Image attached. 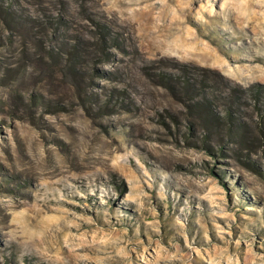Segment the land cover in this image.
<instances>
[{
  "label": "rangeland",
  "instance_id": "1",
  "mask_svg": "<svg viewBox=\"0 0 264 264\" xmlns=\"http://www.w3.org/2000/svg\"><path fill=\"white\" fill-rule=\"evenodd\" d=\"M0 264H264V0H0Z\"/></svg>",
  "mask_w": 264,
  "mask_h": 264
},
{
  "label": "trees",
  "instance_id": "2",
  "mask_svg": "<svg viewBox=\"0 0 264 264\" xmlns=\"http://www.w3.org/2000/svg\"><path fill=\"white\" fill-rule=\"evenodd\" d=\"M102 42L103 43H105V38H104V36H102ZM77 47H78V44H75V45H73V49L75 50V51H77ZM73 69H74V67H72ZM206 107V108H205ZM204 107V111H205V113H208L209 112V114H211L212 116H213V114L212 113H210V111H208L207 110V106H205ZM207 111V112H206ZM215 116V117H214ZM214 116L212 117V119L210 120V121H214V119H220L221 120V117H219L218 115H216V114H214ZM207 119V118H206ZM209 121V120H208ZM230 132H232V131H230ZM229 132V133H230ZM234 133V132H233ZM230 134H232V133H230Z\"/></svg>",
  "mask_w": 264,
  "mask_h": 264
}]
</instances>
